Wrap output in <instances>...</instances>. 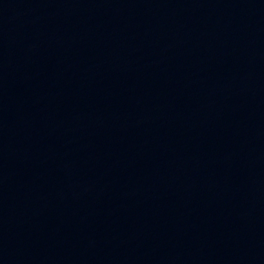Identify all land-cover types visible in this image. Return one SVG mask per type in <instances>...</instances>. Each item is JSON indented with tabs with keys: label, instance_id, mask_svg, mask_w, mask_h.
Returning a JSON list of instances; mask_svg holds the SVG:
<instances>
[{
	"label": "water",
	"instance_id": "95a60500",
	"mask_svg": "<svg viewBox=\"0 0 264 264\" xmlns=\"http://www.w3.org/2000/svg\"><path fill=\"white\" fill-rule=\"evenodd\" d=\"M0 264H264V0H0Z\"/></svg>",
	"mask_w": 264,
	"mask_h": 264
}]
</instances>
